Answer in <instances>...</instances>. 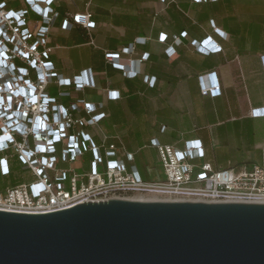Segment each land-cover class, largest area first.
<instances>
[{"label":"crops","instance_id":"0c3cea01","mask_svg":"<svg viewBox=\"0 0 264 264\" xmlns=\"http://www.w3.org/2000/svg\"><path fill=\"white\" fill-rule=\"evenodd\" d=\"M86 10L95 22L89 35L79 26L61 30L66 13ZM57 11L60 17L49 38L55 47L51 60L63 78L89 70L95 87L64 89L70 97H58L55 86L47 91L65 106L76 100L102 104L105 118L87 131L97 144L103 136L115 144L121 159L124 153L132 154L127 165L134 166L142 180L163 177L161 166L157 170L153 164L158 154L149 146L151 140L177 149L198 141L204 157L195 163L213 168L264 167V116H250L251 110L264 108V0H59ZM175 37L180 43L176 55L168 58L164 51ZM206 38L221 51L204 55L190 46ZM137 39L145 43L137 44ZM130 45L133 51L121 55V63L138 72L134 78L104 59L105 53ZM143 54L148 59L139 62ZM211 72L221 88L215 98L200 94L199 77ZM110 91L119 98L109 100ZM84 160L86 169L89 155ZM7 164V174L0 168V193L31 180L15 157Z\"/></svg>","mask_w":264,"mask_h":264},{"label":"built area","instance_id":"2783aa9c","mask_svg":"<svg viewBox=\"0 0 264 264\" xmlns=\"http://www.w3.org/2000/svg\"><path fill=\"white\" fill-rule=\"evenodd\" d=\"M218 1L192 0L197 4ZM58 3L59 0H0V168L7 174V159L15 157L21 170L31 175L29 182L0 193L1 212L48 214L110 198L264 203L263 166L235 169L195 163L204 157L198 141L184 142L183 148L177 149L151 140L149 146L157 151L163 175L151 182L142 180L135 167L127 165L133 161L132 154L124 153L121 159L119 148L108 144L105 136L97 144L87 128L98 126L105 118L102 104L76 100L65 106L47 91L55 86L58 97H70L71 92L64 89L82 92L95 87L89 70L63 78L51 60L55 47L49 38L60 17ZM73 26L89 35L95 28L92 14L87 10L66 13L61 30ZM144 41L137 39L135 43ZM179 43L175 37L174 45L165 49L168 58L176 55ZM190 46L204 55L221 51L208 38L194 40ZM132 51L130 45L120 52L105 53L104 59L112 68L134 78L138 72L121 63V55ZM147 59L148 54H143L139 62ZM149 84H154V78ZM199 84L201 96L221 95L213 72L200 76ZM107 98L117 100L119 94L110 91ZM250 116L263 117L264 108L251 110ZM85 155L90 156L86 169ZM77 162L79 168H72Z\"/></svg>","mask_w":264,"mask_h":264},{"label":"water","instance_id":"95a60500","mask_svg":"<svg viewBox=\"0 0 264 264\" xmlns=\"http://www.w3.org/2000/svg\"><path fill=\"white\" fill-rule=\"evenodd\" d=\"M0 264H264V203L110 198L0 211Z\"/></svg>","mask_w":264,"mask_h":264},{"label":"rangeland","instance_id":"374dc122","mask_svg":"<svg viewBox=\"0 0 264 264\" xmlns=\"http://www.w3.org/2000/svg\"><path fill=\"white\" fill-rule=\"evenodd\" d=\"M154 166H155V168L157 169V170H159L160 169V164H159V162H158V158H156L155 160H154ZM79 163L77 162V163H74V164H72V168H79ZM149 171H151L150 169H149ZM151 173V172H150ZM150 177H151V175H150Z\"/></svg>","mask_w":264,"mask_h":264},{"label":"trees","instance_id":"16d2710c","mask_svg":"<svg viewBox=\"0 0 264 264\" xmlns=\"http://www.w3.org/2000/svg\"><path fill=\"white\" fill-rule=\"evenodd\" d=\"M206 3H209V2H206ZM197 41V40H196ZM89 158H90V156H89ZM20 164V163H19ZM15 187V186H14Z\"/></svg>","mask_w":264,"mask_h":264}]
</instances>
